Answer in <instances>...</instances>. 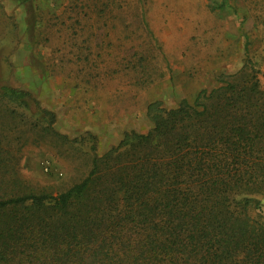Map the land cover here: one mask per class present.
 Wrapping results in <instances>:
<instances>
[{
  "label": "trees",
  "instance_id": "obj_1",
  "mask_svg": "<svg viewBox=\"0 0 264 264\" xmlns=\"http://www.w3.org/2000/svg\"><path fill=\"white\" fill-rule=\"evenodd\" d=\"M262 80L246 58L191 102L149 104L146 132L93 144L88 173L56 195L26 189L2 132L0 264H264ZM35 103L0 83V113Z\"/></svg>",
  "mask_w": 264,
  "mask_h": 264
},
{
  "label": "rangeland",
  "instance_id": "obj_2",
  "mask_svg": "<svg viewBox=\"0 0 264 264\" xmlns=\"http://www.w3.org/2000/svg\"><path fill=\"white\" fill-rule=\"evenodd\" d=\"M246 58L264 72V0H0V83L38 103L0 113V138L26 189L56 195L88 173L93 144L146 132L149 104L191 102Z\"/></svg>",
  "mask_w": 264,
  "mask_h": 264
}]
</instances>
